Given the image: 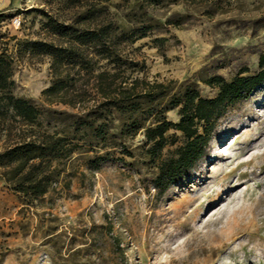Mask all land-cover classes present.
Returning <instances> with one entry per match:
<instances>
[{
  "label": "rangeland",
  "instance_id": "rangeland-1",
  "mask_svg": "<svg viewBox=\"0 0 264 264\" xmlns=\"http://www.w3.org/2000/svg\"><path fill=\"white\" fill-rule=\"evenodd\" d=\"M4 15L0 49L9 51L16 41L67 47L48 18L78 30L109 26L118 57L131 65L120 69L122 78L138 80V89L168 87L158 109L187 85L212 98L217 89L207 79L255 74L264 56V0H21ZM140 27H150L145 37L126 41ZM95 51L76 46L85 67H62L80 101L75 107L41 95L56 79L48 57L16 62L13 94L39 110L42 130L69 135L78 147L41 200L24 204L0 170V264H264V84L225 111L205 155L159 191V162L150 160L142 131L124 142L126 149H91L73 134L75 118L102 100L93 77L116 71ZM165 117L178 122L177 109ZM167 137L162 160L184 141L174 131ZM106 152L105 161L90 164Z\"/></svg>",
  "mask_w": 264,
  "mask_h": 264
},
{
  "label": "trees",
  "instance_id": "trees-1",
  "mask_svg": "<svg viewBox=\"0 0 264 264\" xmlns=\"http://www.w3.org/2000/svg\"><path fill=\"white\" fill-rule=\"evenodd\" d=\"M142 1L158 5L162 0ZM87 15L85 19L90 21L91 16L89 13ZM4 16L0 14V19ZM47 25L53 34L69 40L67 47L40 41H16L12 51L6 46L0 49L1 177L11 192L23 198L24 204L41 200L49 193L61 172L60 163L67 161L78 145L73 143L74 139L69 140V135L58 132L49 134L42 130L39 110L28 100L13 94L16 62L23 57L46 56L50 59V69L56 79L41 95L50 103L59 102L71 107L80 101L77 103L78 97L72 94V79L62 77V67L76 64L85 67L83 61L78 59L76 46L96 50L98 57L114 66L116 71L92 75L96 80L94 88L102 100L75 118L71 127L73 134L76 136L79 133L78 140L91 149H126L124 142L142 131L140 134L143 135L144 143L149 146L150 160L159 162L154 180V187L159 191L179 179L205 155L211 134L225 111L245 100L256 87L264 84V56H260L259 70L255 74L243 76L247 73L244 70L230 81L221 76L207 79L205 84L217 89L214 97H202L193 85H187L170 97L165 109H158L155 103L165 98L168 87L146 84L143 89H138V80L129 83L122 78L124 72L120 69L131 65L118 57L117 49L112 46L109 26L78 30L58 25L50 18ZM149 30L150 27L134 29L126 41L139 40ZM121 38L125 40L124 32ZM86 74H93L89 59H86ZM173 109H177L179 117L176 123L165 117L166 111ZM114 121L117 125H113ZM169 131L181 134L184 141L174 151V156L162 160L161 152L168 145ZM109 154L106 152L95 156L89 162L96 166L98 162L105 161ZM123 154L130 156V153Z\"/></svg>",
  "mask_w": 264,
  "mask_h": 264
},
{
  "label": "crops",
  "instance_id": "crops-1",
  "mask_svg": "<svg viewBox=\"0 0 264 264\" xmlns=\"http://www.w3.org/2000/svg\"><path fill=\"white\" fill-rule=\"evenodd\" d=\"M21 0H0V14H6L20 4Z\"/></svg>",
  "mask_w": 264,
  "mask_h": 264
},
{
  "label": "built area",
  "instance_id": "built-area-1",
  "mask_svg": "<svg viewBox=\"0 0 264 264\" xmlns=\"http://www.w3.org/2000/svg\"><path fill=\"white\" fill-rule=\"evenodd\" d=\"M13 24L16 26V27H19L20 26V20H18V19H14L13 20Z\"/></svg>",
  "mask_w": 264,
  "mask_h": 264
},
{
  "label": "bare ground",
  "instance_id": "bare-ground-1",
  "mask_svg": "<svg viewBox=\"0 0 264 264\" xmlns=\"http://www.w3.org/2000/svg\"><path fill=\"white\" fill-rule=\"evenodd\" d=\"M244 166H246V165H244ZM233 172V171H232ZM228 174V173H227ZM228 176V175H227ZM229 176H230V173H229ZM224 178V177H223ZM226 178V177H225ZM228 186V185H227ZM263 198H264V196H263ZM260 215V214H259ZM153 249V248H152ZM193 264V263H192Z\"/></svg>",
  "mask_w": 264,
  "mask_h": 264
}]
</instances>
